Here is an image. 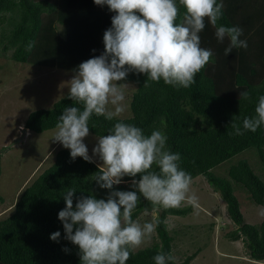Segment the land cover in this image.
Instances as JSON below:
<instances>
[{"label": "trees", "instance_id": "trees-1", "mask_svg": "<svg viewBox=\"0 0 264 264\" xmlns=\"http://www.w3.org/2000/svg\"><path fill=\"white\" fill-rule=\"evenodd\" d=\"M223 5L218 25L242 28L240 39L247 41L246 49L234 48L226 56L229 41L218 42L215 28L206 18V26L199 33L201 47L211 49L213 56L196 75L193 85L173 87L162 79L154 82L145 74L130 71L124 81L136 84L129 102L131 117H114L109 121L93 114L89 132L104 136L121 121L140 127L146 135L153 130L163 131L170 150L181 156L180 168L193 179L202 175L226 202L227 212L236 225L226 237L242 238L250 258L263 261L264 217L259 225L245 222L230 180L240 183L250 198L263 207L264 181L246 158L228 168V178L215 175L211 169L250 148L264 168V126L255 133L249 130L243 135L232 134V123L242 128L245 117L256 115L258 97L264 95V0H223ZM185 12L181 6L180 17ZM114 14L107 5L98 6L94 0H0V44L4 52L11 50L10 57L15 62L74 72L80 63L104 52L103 35L111 27ZM32 41L34 47L26 51ZM241 91H249L251 100H240ZM68 93L51 108L29 113L24 127L42 133L56 128L65 107L83 110L82 103L68 99ZM98 171L93 160H73L70 149H59L54 161L21 191L12 213L0 219V264H80L78 246L65 239L58 213L66 206L63 195L70 188L77 190L74 207L77 198L90 192L97 198L107 197L109 190L100 189L93 181ZM133 179L139 180V174L125 176L123 181ZM114 189L137 190L125 184L114 185ZM191 206L162 209L156 219L165 221L168 214H188ZM146 207L151 210L153 205L141 197L133 219ZM56 231L61 233L58 242L50 239ZM156 235L158 243L133 251L126 264H155L153 257L159 252L171 254L173 237L167 224L160 223ZM199 251L175 264H189Z\"/></svg>", "mask_w": 264, "mask_h": 264}, {"label": "clouds", "instance_id": "clouds-1", "mask_svg": "<svg viewBox=\"0 0 264 264\" xmlns=\"http://www.w3.org/2000/svg\"><path fill=\"white\" fill-rule=\"evenodd\" d=\"M94 3L107 5L115 13L111 27L103 35L104 52L80 63L74 70L73 78L68 81V99L82 103L83 110L65 107L53 137L70 149L73 160L82 157L92 162L84 139L89 135L93 114L111 121L126 111L128 85L118 82L126 80L130 71L145 74L154 82L162 79L173 87L188 88L195 83L196 75L213 56L211 49L201 47L199 33L206 26V18L215 28L217 41H229L226 56L234 48L248 46L246 40L240 39L242 28L218 25L223 15V0L220 3L217 0H94ZM181 6L186 9L182 17ZM34 43L29 42L25 50L30 52ZM239 99L250 101V92H239ZM255 113L243 119L242 128L232 123V134L243 135L249 130L255 133L264 126V95L258 97ZM97 141L92 154L102 163L93 181L100 189L109 190L108 195L97 198L90 192L77 198L74 207L77 190L70 188L63 195L66 206L59 211L58 219L63 223L65 239L78 246L80 264H126L132 252L156 234L160 223L167 224L159 219L143 224L133 219L141 197L153 205L151 212L145 208V216L177 208L184 202L195 206L198 197L191 193V174L180 168L181 156L170 150L168 136L163 131L153 130L146 135L140 127L121 121ZM138 174L140 179L132 180L137 190L114 189L125 176ZM259 215L264 217V208ZM60 236L56 231L50 239L58 242ZM153 260L155 264H175L176 257L161 251Z\"/></svg>", "mask_w": 264, "mask_h": 264}, {"label": "rangeland", "instance_id": "rangeland-1", "mask_svg": "<svg viewBox=\"0 0 264 264\" xmlns=\"http://www.w3.org/2000/svg\"><path fill=\"white\" fill-rule=\"evenodd\" d=\"M1 26L2 23L0 30ZM2 45L0 44V219L12 213L21 191L54 161L59 149L65 148L53 139L56 128L42 133L28 129L22 133V129L29 113L40 108H51L54 102L69 92L68 81L75 74L69 70L15 62L10 57L11 50L4 52ZM118 83L128 86L124 101L126 111L117 118H130L129 102L136 84L130 81ZM97 138L99 136L89 132L84 143L88 147L89 156L100 166L102 162L99 157L92 154ZM241 158L248 159L253 171L264 181V168L253 148L218 164L211 171L217 176L228 178V168ZM124 182L128 187L134 188L132 181ZM230 182L245 222L259 225L263 219L259 212L264 207L256 204L240 183ZM191 193L198 197V204H191L190 213L168 214L165 218L169 234L173 237L171 254L176 257L177 262H182L187 256L200 250L189 264H264V261L249 258L242 238L232 240L226 237L225 234L236 225L230 218L226 202L220 193L202 175L193 179ZM188 205L190 203L184 202L179 207ZM148 210L151 212L152 209ZM144 211L136 218L141 224L157 218L158 213L145 216ZM158 242L159 238L154 234L136 250Z\"/></svg>", "mask_w": 264, "mask_h": 264}, {"label": "water", "instance_id": "water-1", "mask_svg": "<svg viewBox=\"0 0 264 264\" xmlns=\"http://www.w3.org/2000/svg\"><path fill=\"white\" fill-rule=\"evenodd\" d=\"M25 129H27V128H24V127H23V129H22V133H24ZM122 184H125V182L122 181L121 185H122ZM159 213H161V211H160Z\"/></svg>", "mask_w": 264, "mask_h": 264}, {"label": "crops", "instance_id": "crops-1", "mask_svg": "<svg viewBox=\"0 0 264 264\" xmlns=\"http://www.w3.org/2000/svg\"><path fill=\"white\" fill-rule=\"evenodd\" d=\"M247 254V253H246ZM248 256V255H247Z\"/></svg>", "mask_w": 264, "mask_h": 264}]
</instances>
